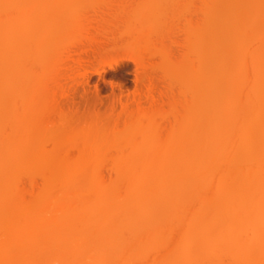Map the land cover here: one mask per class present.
Returning a JSON list of instances; mask_svg holds the SVG:
<instances>
[{
    "label": "bare ground",
    "instance_id": "obj_1",
    "mask_svg": "<svg viewBox=\"0 0 264 264\" xmlns=\"http://www.w3.org/2000/svg\"><path fill=\"white\" fill-rule=\"evenodd\" d=\"M36 1L37 0H0V99H1L0 115H1L2 111L4 110L3 113H5L6 118L8 117V123H7V121H5L6 118L4 117V115L3 116L1 115L2 118L0 117V145H1L0 146V169H1L0 172H2L3 167H5V166L2 167V165L5 162H7L8 158H9L8 159L9 162H7V163H12V161H10L11 156L18 157V159L22 162L24 160V158L22 160V159H20V157H22L24 155V152L27 150L33 151V149H34L35 151L36 150L41 151L42 153L45 152V150L42 146V145H44V144H42L43 139L41 142L42 136H41L40 130L43 127H47L48 124H51V122L48 120V117H47V119H43V118H46V115L49 116L53 110L59 114V117H57V118H59V120L57 118L55 119L56 122L54 121V123H55L54 125H57V126H54V128L52 127L53 123L51 125H48V126H50V128L52 127L51 128L52 130L50 131V138L53 140L55 146L64 137L73 140L75 137L80 136L81 137L80 139L82 140V143L80 146V153L83 156L79 161H77L76 163H74L72 165V167L67 172L68 174H66V176H64V177L62 175L63 173H61L60 170L56 171V169L54 168L53 170H51L54 172V173H52V172H50V170L44 168L45 170L43 172H47V170H48L52 174H51L50 180L47 179L46 183H44L45 184L44 189L42 188L43 189L42 190L43 195H42L41 202L38 204L37 213L32 212V211L26 212L27 210H25V208L27 209V207H25V208L23 207L24 208L23 210H21L22 208H20V210L15 209L18 211L17 213H19V211L21 212L22 215L20 217L17 216V213H15L14 211L13 212L16 215H12L13 216L12 217L10 214V212H12V211L9 212V210L13 207L12 203L15 204V202H14L15 200L12 198L11 203H10L9 199H11V197L13 195L9 198L8 190L5 187L0 190V264H15L14 258L17 257L16 256L17 252L16 253L14 251L8 252L7 247L8 246H14V247L17 246L19 249V245H20V247H24L23 252L21 250L20 251L21 254L18 255V256L23 255L22 257L24 258V260L21 264H98V263H101L103 261H105V262L107 261L109 264H112V263L113 264H115V263L116 264H134V262L135 263L139 262V264L140 263L143 264V262L145 260L143 261L142 259H146V257H147L146 251H147V247L149 246V241H151V239H153V238H157V236H154V235H159V234L162 235L163 233L161 234V232L163 231L162 229H164L163 227L165 225H166L165 230H167L166 228H168L169 230H171V232H173V230L176 228H174V227L172 228V226L168 225V224H171L173 221L174 222H177V221L181 222L182 221V222H188V223L194 222V224H195V222L198 224L202 222L203 224L205 223L202 226H205V225L209 226L211 223H208L209 225H207L206 222H208V221L209 222L210 221L211 222H221V223H222V221L223 222L224 221H228V222L230 221L229 223L233 222L236 224V222L239 220H246V219L250 220V221L254 220L253 222H255V220H257V222H258V220H259V222H261L260 220H262V221L264 220V86H263L264 84L261 85V83H263V82L260 81V83H259L260 85H258V82L256 81L255 82L256 84L254 83L255 86L252 87V84H250V83L247 84V82H249V81H247V82L245 81L248 78V76L245 75L246 74L245 72L247 71V69L249 71H253V72H254V70L260 69V68H262L264 70V51H263L264 50V46H263V44H264V30L261 31V28L259 25V24H261V22H262V24H264L263 23L264 22V4H260L259 0H238L237 3L232 2V4L230 3V5H229V3L225 6L223 5L222 11H223V13H225V16H226L225 18L227 19V21L223 17L222 19L225 20L226 22L221 21L219 23L218 21H216V19H219L217 16V18L214 21L217 24L215 23L213 25H215V26L218 25V27H221L224 25L223 26L224 30L227 28L226 26L229 27V25H230L232 28L229 27L228 29H232V33H230V34H231V36H235V38L231 37L229 34V36L227 38H229V37L230 38L226 40V39L221 38L220 32H219L220 35L218 33L215 35L213 34L214 35V36L212 35L213 37L210 36V42L211 43L210 44L207 43L208 46L211 45V48H208V50L206 52H204V51L200 52L202 50V47L200 49L199 44L203 38H207L208 35H210L208 32L210 23H208L206 21L207 20L206 19L205 21H203L205 24H199V27L202 26L203 28L199 29L196 26L197 31L195 30L194 31L195 33L194 34L192 33V36L196 35L195 36L196 41L192 42L191 48L189 47L190 43L188 44V48L191 49V50H189V49L188 50L190 52L192 51L191 53L195 54L196 58L198 57L197 60L195 58L192 61V63L194 62L197 65H195L193 63L195 66L193 65V67H192L193 70H191L193 72L192 77H190L192 72L187 76V77L191 78L192 80L189 79L190 81H188L187 77L186 78L184 77L187 81H185L184 78H183L184 81H181L182 84L184 85L185 89L183 86H182V88L184 90H186L184 92H186V94L189 95L188 97H190L191 102H190V100H188L189 101L188 102L187 99L183 102L184 104L182 105V108H181L183 112L180 115L186 114L187 117L189 116V119L186 116H184V118L186 117V119L188 121H185L186 119H184V118H182L184 120L180 121L181 119H180V117H178L180 123L178 121L179 125H176L179 127H186V128H189V126H191V127L195 126V128L193 130H195L196 134H195V132H192V134L188 136L186 131L184 132V130H186V129L182 128L183 133L182 132L181 133L180 132L174 133L171 138L169 137L170 138L169 141H167L166 143H162V142H159L160 138L158 140L159 135L157 136V134L159 132L156 133L158 131V129L156 130V126L154 125L156 123L153 122L154 120H156V117L154 119H152V117H151V113H152V115H156L157 113L154 114V112H157V110H155L154 112L150 111L151 113H150V118H149L148 116L144 115L145 110L142 113V112H140L139 107H138L139 109L136 107L137 110H139V111L134 110L135 108H133V110L136 111V113L137 112L138 113H137V115H135L136 114L135 113L131 117L129 115V117L131 119L130 118L127 119V121L124 123V130L122 129L123 131L121 133H120V131L116 132L115 134L112 133V134H110L111 136L109 135V133H107L108 132L107 131L106 133L109 136L108 137L102 136L104 139L99 137V135L101 134V133H99V135L97 137H99L98 139L101 138L102 141L97 140L96 139L97 137H95L94 135L93 136L95 139H93V137L92 138L89 137L90 134L87 131H85V133H84V132H81V130L79 131V129H77L78 132H75L76 130L74 131L73 129H72L73 131L68 130V129H70L69 127H71L70 126L71 124H68V122H67L70 120L67 118L69 115L66 114L68 116L65 115V117H66V119H65L64 114H62V112H60L61 114L59 113V111L61 109L59 110L60 107L56 106L57 101L52 103V100L51 101L48 100V102H46L47 100L43 99L45 102H42L43 104L41 105V98L39 95L40 93L38 94L39 96L37 94H34V96H33V94H32L31 95L32 98L30 97V93H29V99L31 98L30 103L35 104V106L37 107V108H35L36 110L33 109V107H32V108H29L28 110L23 111V105L25 104V102H28V101H25V99H24L26 96L25 95L26 94L25 93L26 92L25 91L26 90L25 84L28 85V83L30 81V77L32 76L31 75V76L27 77V79H28L27 80L25 77L28 73L26 74L25 73L26 70H23V69H30L29 67L32 66V63L35 64L34 62L36 59H34L35 56H34V54L32 55V52H34V48H35L34 45H35L36 38L38 36L37 35L38 31L35 29V26H34L35 23L37 24V22H36L38 20V19H36V17H38L37 14H39V13L41 14V12H46V11L51 9L54 11V13L60 12L62 10V13H64V15H65L71 9V7H70V9L66 8V6H67L66 4H65V7H63L64 5H62V4H60L62 6H58L59 3L57 5H55V4L49 5L48 4L45 6L43 4L44 2L41 3L39 0L37 2ZM207 1L209 3L206 5L207 8L205 7L207 10V12L206 11L204 12L205 15L208 13H211L215 9V5H218L217 4L218 2L215 3L217 0L216 1L215 0H207ZM234 1H236V0H234ZM35 2L37 3V5ZM48 2H49V0H48ZM219 2H221V1H219ZM38 3L39 4L41 3L42 5L38 6ZM53 3H54V1H53ZM155 3H158L157 0ZM163 3L164 4L167 3V0H165V2L163 1ZM168 3H169V0H168ZM45 4H46V1H45ZM164 4H163V8L165 7ZM157 5L158 4H156L155 7H157ZM159 5H160V2H159ZM159 5H158V7H159ZM168 6L166 8H168ZM149 7H150V5H149ZM158 7H157V9H158ZM216 7H218V6H216ZM152 8H153V10H152ZM152 8H151V11L153 13V12H155L154 6H152ZM160 8H162V7L160 6ZM219 8H221V7H219ZM148 10H149V8H148ZM36 12H37V14H36ZM62 13L59 15V18H63L62 16H64V15H62ZM157 13H159V12H157ZM164 13H166L165 10H164ZM164 13L161 11L160 14L162 15ZM163 16H165V15H163ZM53 17L55 18V16H53ZM208 17H209V15H208ZM214 17H216V16L214 15ZM59 18L57 20H59ZM210 18H213V15H211ZM236 18H239V19H236ZM234 19L236 21L239 20V23L236 26V28H235V25L233 23H231V21ZM211 20H213V19H211ZM258 21L260 22L259 24H258ZM262 24H261V27L264 26ZM40 25H38V26H40ZM194 25L195 24H193L192 27H194ZM40 28H38V29H40ZM191 28H190V30H191ZM213 28L214 27H212V29ZM134 30H135V32H137L136 29H134ZM45 31H46V29H45ZM140 32H142V31L140 30ZM213 32L214 31H212V33ZM144 33L145 32H143V35H144ZM136 34L139 35V33H136ZM143 35L141 34V36H139L138 39L141 38ZM145 35L147 36V33H145ZM227 35H228V33H227ZM137 36H136V38H137ZM146 36H143V37H145V39L143 38L144 41L146 40ZM205 36H207V37H205ZM236 37H237V39H236ZM192 39L194 40V38H192ZM260 41H263V44H258V43H260ZM252 43H254V44L256 43L258 45L255 46V49L251 48L252 49L251 50V49H249V47H250V45H252ZM207 44H205V45H207ZM259 45H260V48L258 47ZM261 46H263V47L261 48ZM199 49H200V51H199ZM141 52L142 51H140V53ZM202 53H203V55H202ZM31 55L34 57L32 59V61H31V58H32ZM210 55L213 56L214 58L216 57L219 61L217 63L214 62L215 65L213 64L214 66L212 67V69H214V70L209 69L208 72L204 71L205 73H203V71H200L201 69L199 68V66L201 67V65L199 63H202L201 61L205 58V56H210ZM211 56H210V58H211ZM233 57H234L235 63H234V65L232 64V66H231V63H230L231 60H229V59L231 58L233 61ZM194 60H196L197 62ZM198 61H199V63H198ZM29 62H30V64H29ZM27 65H30V66H27ZM196 66L199 68V71H198V68ZM195 68H197V69H195ZM262 69H260V70L263 71ZM260 70H259V72H260ZM29 73H31V72H29ZM202 73H203V75H201ZM263 73H261L260 75H262ZM258 75H259V73H258ZM245 76L247 78H245ZM23 77L26 79V81ZM193 77H194V79H193ZM218 78L221 80L223 79L222 81H219L220 83L226 82L227 78H228V80L230 79L229 85L227 84V88L222 89L223 87H221V86L219 87L220 83H218V82L216 83V81H215V83L218 84V86L216 84H214L213 81L214 80L218 81L219 80ZM232 78H235L234 81L231 80ZM261 78H263V79H261ZM224 79H226V80H224ZM260 79L264 81V74L262 76H260ZM181 80H182V78H181ZM248 80H250V79H248ZM135 81H137V79ZM231 81H232V83H231ZM149 82H151V81L148 79L146 81V85H148ZM183 82H186V86H185V83H183ZM205 82H206V84H205ZM135 83H137V82H135ZM207 83L209 85H207ZM202 84H204V85L202 86ZM246 84L248 87H249V85L251 86V87L247 88L248 90L245 89ZM16 85H18V86H16ZM146 85H144V86L148 87L150 85V87H148V89L145 88L146 91H148L147 92L149 94L148 96H150V93H151L150 90L152 88L151 87L152 82L148 86H146ZM205 85H207L208 87L207 86L205 87ZM231 85H232L231 89H233V88L235 89V87L238 88V86H239V88H241L242 90L243 89L246 90V95H244L245 93L242 94L243 95V98L241 97L242 102H240L241 98H239L241 96V94L239 97L237 96V94H238L237 92H240L239 88L236 90V93H235V91L232 92V90L229 89V86L231 87ZM257 85H258V87H257ZM194 86L199 87V88H197L198 91L195 90L196 87H194ZM186 87L189 89H187ZM193 87H194V89L192 90ZM202 87H204V90H205V88H207L205 91H206V93L208 92L207 93V94H209V95H207L208 97H211V94L213 95V97H211V98H207V99L204 98L205 100L202 101L203 103L200 102L201 99H200V101L199 100L196 101L197 99L195 97L197 95H195V92H193L192 95L188 93L189 90L191 89L190 91H196V93L198 95H199V90H201L200 94L201 93L204 94V92H202L203 91ZM149 88H150V90H149ZM23 89L25 92L23 91ZM227 89H229V90H227ZM35 90H36V88H35ZM187 90H188V92H187ZM32 91H33V89H32ZM37 91H38V89H37ZM227 91H229V93L231 92L232 94L227 93ZM134 92H136V91H134ZM139 92L141 94V91H138V93ZM145 92H144V95H145L146 99H148L150 97L152 98V96L148 97L147 93L145 94ZM242 92H240V93H242ZM23 93H24V95H23L24 97L22 96ZM133 93H131V96L134 94L135 95L138 94V93H134V94ZM206 93H205V95H206ZM233 93H234V96L236 94L235 98H238L237 101L240 99V101H239L240 103H238V105H237V102L235 103L236 100H234V97L232 96ZM41 94H42V98L46 97L45 96L46 93L45 94L41 93ZM215 94H217L216 98H219V99H216V100L214 99ZM133 97H134V99L136 98L135 96H133ZM133 97H132V99H133ZM2 98H3V100H2ZM29 99H27V100H29ZM134 99H133V102H135ZM6 101H8V103H11L12 107L10 106V104L6 103ZM219 101H221V102H219ZM47 103H49V104H47ZM187 103H189V104H187ZM218 103H223V104L219 105ZM4 104L8 105V106L5 105L6 106L5 109L7 111H5L4 108L2 109V105H4ZM52 104H53V106H52ZM134 104H136V105L138 104L137 106H140L139 101H136ZM185 104L187 105L186 107H185ZM248 104L249 105L252 104L253 108H254V113H253V111L252 112L248 111L250 113V115L247 113V110L250 109V107L248 108ZM47 105H49V106H47ZM57 105H58V103H57ZM157 105L159 106V104H157ZM242 105H244V106L242 107ZM153 106L156 108L155 105H153ZM222 106H224V107H222ZM245 106H247V108H248L247 110H246ZM173 107H174V103H173ZM13 108H15V109H13ZM39 108L41 110H39ZM57 108L59 111L58 110L56 111ZM186 108H188L187 109L188 111L186 110ZM239 108L244 111V112H242V115H240L241 117H237V114L239 113V111H241ZM242 108H244V109H242ZM17 109H19V111ZM30 110H31V112H29ZM34 110L35 111L39 110V112L41 111V115L45 114V116L43 115L44 117L41 119V115H40V120L39 119L37 120L39 122H36V124L29 125L28 122L25 123L26 122L25 118H28L29 113L31 114ZM149 110H151V109H149ZM46 111H47V113H45ZM141 111H143V110H141ZM227 111H230V114ZM231 111H233V113L237 112V114H235L234 118H232L233 119L232 121H234V123L231 122L229 124V126H232V128H230L231 129L230 131H232L233 133L231 132L232 135L228 133L227 134L228 136H226V135H223V133H224L223 131H225L227 133V131L229 130L228 129L229 127L227 128V125H224V124H228L229 122L224 123V124L223 123L219 124V118H222V115L224 114V112H226L225 113L226 116H227V113L229 115H231ZM184 112H186V113H184ZM124 113L122 112L123 115H124ZM206 113H207V116H209V117H206ZM26 114H28V117H26L27 116ZM58 114H57V116H58ZM204 115L206 118H204ZM60 116H61V118H60ZM219 116H221V117H219ZM223 116H224V118L226 117L225 115H223ZM243 117L245 119L247 117H249V118L246 119V121H245V119L243 120ZM254 118L256 120H259V122L255 120L256 122H258L256 124L257 126L255 125L256 128L251 127L253 125L252 124L253 122L256 123L254 121ZM3 119L5 122H2ZM234 119H237L238 121L234 120ZM240 119L243 120L242 124L240 123V121H241ZM249 119L250 120L253 119L251 121L252 123L250 121L248 122ZM12 120H15V121L13 122ZM151 120H153V121H151ZM199 120H201L202 122L201 121L199 122ZM11 121H12V123H11ZM183 121H184V125L181 124V122H183ZM195 121H197L198 123H196ZM224 121H226V120H224ZM20 122L22 123V125L20 124ZM57 122H59V123H57ZM185 122H186V124H185ZM3 123H6V124L18 123V125H21V128H19L20 130H17L18 129L17 127H16L17 129L14 128L15 130H13V128H12L11 129L12 134H10L11 130H9V134L3 135V131H2V127H3L2 125H4ZM42 124H43V126H42ZM185 125H187V126H185ZM197 125H199V129L198 128L196 129ZM171 128H173V127H171ZM233 128H235V129H233ZM116 129H118V128H116ZM174 129L175 128H173V130ZM177 129L179 131V128L177 127L174 132H176ZM89 130L90 129H88V131ZM240 130L242 133L240 132ZM16 131H18V132H16ZM90 131H92L91 134H93L94 131L93 130H90ZM169 131L171 132L170 129H169ZM180 131H181V129H180ZM86 133H88L89 135ZM117 133H118V135H117ZM169 133L167 132L166 135H168ZM185 133L187 134V136L189 138L187 136H185V139H184ZM235 133L238 137V140L239 139L241 140L243 138L242 142H240L241 143V152H239V150H237L238 147H235L236 146V144L234 142L236 139ZM181 134H183V135H181ZM240 134L242 136L243 135L244 136L242 137ZM229 135H230V137H229ZM238 135H240V136H238ZM182 136H183V138H182ZM191 137H193V138H191ZM166 138L168 139V137H166ZM186 139H188V140H186ZM164 140L165 139H163L162 141H164ZM236 141H237V139H236ZM257 142L263 143L261 148H257L258 147L257 145H256L257 147L255 146V144ZM95 144L97 145V148H96ZM99 145L105 149L117 146L119 153L124 154V155L126 154L129 157L125 162L115 161L113 163V171L115 172V175H116L115 177H117V179L118 178L122 179V180L118 179V182L122 181V183L120 182L119 185L123 186V187L119 186L120 188H118V190L115 192V194L114 193L111 194V192H109V194H107L108 192L106 190H103V189L99 190L97 188V183L99 184L100 180L99 179H98L99 181L95 180L97 178H95L94 175L91 174V172H88V167L91 163L90 159H89L90 156L91 155L99 156V154L102 153L99 151V147H98ZM166 146L173 147L174 149H172V150H174V151L172 153L169 152L170 154L167 155L168 157L166 156L167 159L165 160V157H162V155H161L163 153L161 151L164 150L163 148ZM117 147H116V149H117ZM35 151H33V152H35ZM56 151H57V149L55 147L53 149V151L51 152V155H54V154L56 155L57 154ZM236 152H238V154L241 153L240 157L242 159L239 160L238 162H236V159H235L234 161L236 163L234 162V164L233 163H231V164L227 163V162H229V161H227L228 159L230 160V158L232 159L237 155ZM27 153H30V152H27ZM37 154H39V152ZM33 155H35V153L30 155L31 158ZM163 155H164V153H163ZM30 156H28V157L30 158ZM23 157H25V156H23ZM35 157L36 156H34L33 158H35ZM160 157L164 158L165 161L164 160L163 161L166 162V164H164V165L168 169L165 168L164 166L161 167V165H163L164 162L161 165L159 164L158 166L160 168H158V166L156 164H158L160 162V160H162V159H160ZM46 158L47 159H41L42 160V162H41L38 160L39 157L37 155L36 159L40 162L41 165L38 164L39 162L36 163V165H39L41 167H48L49 163H50V161H49L50 157L47 156ZM12 159H14V158H12ZM36 159H34L35 162H36ZM53 159H55V158H53ZM53 159H51V161ZM34 160H33V162H34ZM43 160L48 161V164L43 163ZM15 162H17V161H15ZM28 162H29V160H28ZM33 162H31V163H33ZM35 162H34L33 166H31L32 165L31 164L30 167H34ZM224 163H226V165H224ZM24 164L26 165L25 162H24ZM43 164H44V166H43ZM227 164H229V165L227 166ZM11 166L13 167L12 171L8 170V169H11L12 167L11 168H5V169H7L9 172H13V174L10 173L12 175V177L10 178V176H9V178L11 180L9 178L8 179H9V181H11V182L13 181V183H15L14 180H15V177L17 174L15 172H17L19 170H23L22 168H24L26 166L22 167L23 165L22 166L19 165L18 162L14 163ZM19 166H21V169ZM50 166H52L51 163H50ZM51 168H53V166ZM126 168H130V170L126 171L125 170ZM161 168H164V169H161ZM214 168L215 169L218 168L217 170L220 172V173L218 172L219 178L217 177L218 174L216 172H215L216 175L215 174L213 175V172L217 171ZM157 169H159L160 171H158ZM25 171H26V169H25ZM54 174H55V176H54ZM1 175H4V173L3 174L1 173ZM5 175H6V173H5ZM57 175L60 178L63 177L64 179H60L58 177L59 180L57 181V178H56ZM60 175H62V176H60ZM213 176H215V178L216 177L218 178V179H215L216 183H214ZM6 180H7V177L5 179V182H6ZM60 180H62V181H60ZM9 181H8V183H9ZM3 182H4V179H3ZM114 182L116 183V181H114ZM13 183H11V186ZM6 184L7 183H5V185ZM116 184H118V183H116ZM227 184L231 188H228V186H226ZM208 185H210V187H207ZM3 186H4V184H3ZM121 187L125 191L131 190V189L134 190L135 192H129V194L135 193V195L133 196V194H132V197H131V194L129 196L127 194H124V195H127L129 198L124 197V195H122V193H121L123 191L121 189ZM208 188L211 189L210 192L212 194L215 193L216 191L218 193L222 194L223 195L222 197H224V199L222 201L218 202V204L216 205L217 202L212 201L213 200L211 198L212 194L207 193V191L209 190ZM116 189L117 188H115V190ZM52 190L57 191L56 195H51V192H53ZM119 190L121 192H119ZM212 191H215V192H212ZM205 192L209 195H207ZM213 195H215V194H213ZM157 196L158 197L159 196L164 197L166 199L158 198ZM140 197H142V199L138 200V198H140ZM149 197H151V198L148 199ZM104 199H108L109 201L108 200L106 201ZM142 200H143V202H142ZM137 201H139V202H137ZM145 201L150 202V204L148 202H145ZM166 201H167V203H166ZM156 202H157V204H155ZM135 204L137 205V207L140 204L139 205L140 208L138 207L139 208L138 209L136 206H134ZM151 204H153V205H151ZM160 204L162 206H160ZM11 205H12V207H11ZM156 205L160 208H163V209H164L163 206H165V209H164L165 210L164 211L165 217L162 214V216L164 218L161 219L165 223V225L162 227L160 224L161 220L159 221V223L157 222V220L153 221V219L155 220L156 218L158 219V217H161V215H160L161 213L158 214L157 212H159V211H155L156 210L155 208L157 207ZM149 206L152 209H149ZM128 208L135 209V211H136V209H138L136 211L138 213H140V212L143 213L145 210L146 212H148V214H150L149 210H151L154 212V213L153 212L152 213L155 215L154 216L151 213L152 217H154L152 219L150 218L151 216H149V217L147 216V219H149V220H147L148 222L146 221L144 224L143 223L141 224L139 222L142 225V226L140 225L142 228L141 229L142 233L145 232L146 228L149 231L152 229L154 231L147 232L148 230L146 229V232L148 234L145 232L146 237H144V235H142L143 239L141 236V238H139V240H141L140 242L135 241L136 245L134 242L135 239H132V236H134V238H135L134 234H136V231H135L134 224L135 225L138 224L136 222L137 220H135V223L132 225L133 227L130 225L132 228H134V231L128 232L129 235L127 236V238L121 236L123 231L121 232V230L118 227L119 223L122 224V221L125 222L128 220L129 217L133 216L131 213H129V215H132V216H129L127 214ZM12 210H13V208H12ZM141 210H143V211H141ZM23 211H25V212H23ZM13 212H12V214H13ZM146 212H144V213L146 214ZM144 213H143V215L145 216ZM156 213L160 216L156 217L157 216ZM118 214L121 216V217L119 216L120 218H118V221L120 219V222L118 224L117 223L115 224V219H116L115 217H117L116 215H118ZM139 215L140 214H138V215L135 214V217L137 216V218H138ZM143 215L141 214V216H143ZM141 216H140V218H138V221L142 222L144 220H142ZM14 217H17V218H14ZM132 219L130 220L129 223H131ZM139 219H141V220H139ZM151 220H152V222H155L156 224H159V225H155V223L152 224V222H150ZM165 220H166V222H165ZM234 221H236V222H234ZM242 222H244V221H242ZM253 222H251V223H253ZM129 223H127V224L125 223V224L128 225ZM263 223H264V221H263ZM237 224H238V222H237ZM145 226H146V228H145ZM158 226H160L162 229H160V227H158ZM188 226H190V225H188ZM229 226L231 227V224H229ZM136 227H139V225H137ZM157 227H158V229H157ZM132 228H130V229H132ZM235 228L236 227L231 228V229H234L233 231H231L230 229H228V226H227L228 231H231V232H234L236 230ZM94 229L98 233L96 235L94 234V236H92ZM221 229H218V232H220L219 230H221ZM89 231H91V232H89ZM159 231H161V232H159ZM155 232L156 233L158 232L159 234L158 233L156 234ZM171 232H169V233H171ZM221 232H220V234H222ZM149 233H151V235ZM229 233H227V234L230 235ZM123 234H124V232H123ZM231 234L233 235V233H231ZM235 234H234V236H235ZM89 236H91V238ZM139 236H140V233H139ZM38 237H42V238H40V242L38 244H35V241L39 240V239H37ZM65 238L67 239L66 241H68V239H70L72 242V243L70 242L71 243L70 248L68 247L67 249H69V250L72 249L71 252H73V253H71L70 251L66 252L67 254L70 252L71 255L69 254V256H66L67 254L65 255L64 249L62 250V253H64V254H61L60 249L53 250L54 252H51L52 255L50 253H49L50 255L45 253V251L47 252L48 247L50 245H53V243H54V245H57L59 243V247H65L63 245L60 246L63 239L65 241ZM89 238L92 240L91 245H93L94 249H99V252H94V251H92V249L88 253L85 251L87 255L92 252L90 256L88 255L86 257V254L83 253L84 252L83 250H85L84 249L86 246L85 243L87 242V240ZM122 238H125L126 240L123 241L124 239H122ZM149 238H151V239L147 241V239H149ZM144 239H146V240H144ZM91 240H89V241L91 242ZM56 242H58V243L56 244ZM159 243L160 242H158V244ZM33 244H35L36 247H34L35 245H33ZM160 244H162V243H160ZM66 246H67V242H66ZM17 247H15V249H17ZM87 248H88V245H87ZM112 249L114 250V252H115V250L116 251L119 250V252L114 253L115 255L113 254V256L115 258L113 256H111L109 258V256H108V254H110V252L113 253ZM88 250H89V248H88ZM93 253H94V255H92ZM46 255H48V256H46ZM63 255H65V256H63ZM83 256H85V257H83Z\"/></svg>",
    "mask_w": 264,
    "mask_h": 264
},
{
    "label": "rangeland",
    "instance_id": "obj_2",
    "mask_svg": "<svg viewBox=\"0 0 264 264\" xmlns=\"http://www.w3.org/2000/svg\"><path fill=\"white\" fill-rule=\"evenodd\" d=\"M39 1L41 3L44 2L43 4L45 6L48 4L49 5H52V4L57 5L59 3L58 6L64 5L63 7H65V4H66L67 5L66 8L70 9V7H71V9L65 15H64V13H62V10L60 12H56L57 14L54 13V11L51 9L48 10L49 12L48 11L41 12V14L40 13L37 14V12H36V14L38 16V17H36V19H38V20L36 21L37 24L35 23L34 26H35V29L38 31L37 32L38 36H37L36 41H35L34 52H32V55L34 54L35 58L31 55V57H32L31 61L33 58L36 60L34 62L35 64L32 63V66L29 67L30 69H23V70H26V72H25L26 74L28 73L25 77L26 79H27V77L32 75L30 77V81H29L28 85L25 84L26 88L25 87L24 88L26 89L25 90L26 92L23 89V91L26 93L25 94L26 96L24 99H25V101H28V102H25V104L23 105V111L28 110L29 108H32V107H33V109L37 108L35 106V104L30 103V100L32 98V96H31L32 94L34 96V94L38 95L40 93L39 95L41 98V105L43 104L42 102H45L44 100H47L46 102H48V100H50V101L52 100V103L57 101L58 105L56 103V106L60 107L59 110L60 109L61 110L59 111L57 108L56 111L58 110L59 113L62 112V114H64L65 119H66L65 115L66 114L69 115V116L66 115V116H68L67 118L70 119L67 122H68V124H71L70 126L72 128L69 127L70 129H68V130L71 131L73 129L74 131L76 130L75 132H78L77 129H79V131L81 130V132H84V133H85V131H87L91 136L88 133H86V134H88L89 137H91V138L93 137V139H95L94 136L97 137L99 135V133H101L99 135V137H101L102 139H104L103 138L104 136L108 137L110 134H112V133L115 134L118 131H120V133H121L124 130V123L127 121V119H129L131 116H133L136 113V111H134V110H137L138 107L140 108V112H142V113L145 110L144 115L148 116L149 118H150V113H151L150 111L154 112L155 110H157V112H154V114L157 113L156 115H152V113H151L152 119H154L156 117L157 121L156 120H154V121L151 120V121L156 123L154 125L156 126V130L158 129V131L156 133L159 132L157 134V136L159 135L158 140L160 138L159 142L166 143L167 141H169V139L172 137V135L174 133H179V132L181 133L183 131V129H186V130H184V132L186 131L188 136L191 135L192 132H195V130H193L195 128V126L194 127L189 126V128L176 126V125H179L180 121L186 119L187 116H186V114H184L186 112L183 113L184 115H180L183 112L181 108H182V105L184 104L183 102L186 99H187V101L190 100V97H188L189 95L186 94V92H184L186 90H184L185 87L181 81H184V79L192 72L191 70H193V68H192L193 65L194 64L197 65L194 62H193L194 64L192 63L193 59L196 58V55L191 53L192 51L191 52L189 51L191 49L188 48V44L190 43L189 47L191 48L192 42L196 41L195 40L196 35L195 36L193 35L194 36L193 37L192 33L193 34L195 33L194 31L196 30V26L199 29L203 28L202 26L199 27V24H205L203 21H205L206 19H207L206 21L208 23H210V26L208 29L209 30L208 32L210 35H208L209 38L207 36H205L207 38H203L202 41H200L199 48L201 49V47H202L201 51L199 49L200 52H202V51L206 52L208 50V48H211V45L208 46V44L211 43L210 42V36H212L213 34L214 35L217 33L219 34V32H220L221 38L226 39V40L229 39L230 37L229 38H227V37L229 36L230 33H232V29H228L229 27L232 28L230 25H229V27L226 26L227 28L224 30L223 29L224 25L221 27H218V25L215 26L213 24L216 23L214 21L217 18V16L219 19H216V21H218L219 23L221 21L226 22L227 19L225 18L226 17L225 13H223V11H222V6L223 5L225 6L228 3L230 5V3L232 4V2L237 3L238 0H236V1H234V0H217L216 1L215 0L216 1L215 3L218 2L217 3L218 5H215V9H214L216 12L213 10L211 12L212 14L208 13L206 15L204 12L205 11L207 12V10H206L207 6L206 5L209 3L207 0L206 1L205 0H169V3L167 0V3H165V4L163 3V1L165 2V0H162V1L157 0L158 3H155L156 0H65V1L64 0L63 1L62 0L61 1L60 0H49V2H48V0H39ZM45 1H46V4H45ZM53 1H54V3H53ZM219 1H221V2H219ZM159 2H160V5H159ZM161 2L164 4L165 9L163 8V4ZM259 2H260V4H264V0H261V1L259 0ZM41 3L40 4L38 3V6L42 5ZM60 4H62V5H60ZM156 4L159 5V7L157 5L158 9H157V7H155ZM36 5H37V3H36ZM149 5H150V7H149ZM166 5L168 6V8H166L167 7ZM152 6H154V10H155V12H153V13L151 11ZM160 6L162 8H160ZM216 6H218V7H216ZM219 7H221V8H219ZM148 8H149V10H148ZM163 9L165 10L166 13H164ZM152 10H153V8H152ZM160 10L164 14L161 15ZM157 12H159V13H157ZM61 13H62V15H64V16L61 15L63 18H59V15ZM210 14L213 15V18H210L211 17ZM163 15H165L166 17ZM208 15H209V17H208ZM214 15L216 17H214ZM53 16H55V18ZM223 17L226 21L222 19ZM58 18H59V20H57ZM211 19H213V20H211ZM236 19H239V18H236ZM234 20H232L231 23H233L235 25V28H236V26L239 23V20H237L238 22L236 20H235L236 21L235 22ZM259 23L260 22L258 21V24ZM193 24H195L194 27H192ZM261 24H262V22H261ZM261 24H259V25H260V28L262 31V30H264V26L261 27ZM38 25H40V26H38ZM262 25H264V24H262ZM212 27H214V28L212 29ZM38 28H40V29H38ZM190 28H191V30H190ZM45 29H46V31H45ZM134 29H136L137 32H135ZM140 30L142 32H140ZM212 31H214V32L212 33ZM132 32L133 33L135 32V33L133 34ZM143 32L147 33V36L145 35V33L143 35ZM136 33H139V35ZM227 33H228V35H227ZM141 34L143 36H146L145 41L143 40V38L145 39V37H143V36L138 39V37L141 36ZM136 36H137V38H136ZM230 36H231V34H230ZM231 37L235 38V36H231ZM237 37H236V39H237ZM192 38H194V40ZM205 44H207V45H205ZM258 44H263V41H260V43H258ZM258 44L252 43V45H250L249 49H251V48L255 49V46ZM263 46H264V44H263ZM263 46H261V48ZM258 47L260 48V45ZM140 51H142V52L140 53ZM202 55H203V53H202ZM210 56H205V58L201 61L202 63H199L200 60L198 61V63L201 65V67L199 66V68L201 69L200 71H203V73H205L206 71L208 72L209 69H212V67L215 65V63H217L219 61L216 57L214 58L213 56H211V58H210ZM197 59H198V57L196 58V60ZM196 60H194V61H196ZM229 60H231V62H230L231 66H232V64L234 65V63H235L234 57H233L234 62L232 61L231 58ZM29 64H30V62H29ZM27 66H30V65H27ZM197 68H195V69H197ZM199 68H198V71H199ZM260 69H262V68H260ZM260 69H256L257 71L254 70V72L249 71L248 69L246 72L244 71L246 73V74L245 73L244 74L246 76H248V78L245 76V78H247L245 81L246 82L249 81V82H247V84H249V83L252 84V87L255 86L254 83L256 81L258 82V85H260L259 84L260 81L263 82V83H261V85L264 84V81L261 80L263 78L260 79V76H262L264 74L263 73L264 70L262 69L263 71H261ZM212 70H214V69H212ZM259 70L261 73H263L262 75H260L261 73L259 72ZM29 72H31V73H29ZM203 73L201 75H203ZM258 73H259V75H258ZM192 74H193V72L191 73L190 77H192ZM181 78H182V80H181ZM26 79H25V81H26ZM136 79H137V81H135ZM148 79L152 82L151 87L153 89L151 88V90H150V88H149V90L151 92V93L150 92L149 93H150V96H152V98L150 96H148L149 95L147 93L148 91H146V89H148V87H150L149 84L151 83V82H149V84H148L149 86L146 85V81ZM187 79H188V81H190L189 79H191V78L187 77ZM193 79H194V77H193ZM234 79L235 78H232L231 80L234 81ZM248 79H250V80H248ZM222 80L221 79H219L218 81L214 80L213 82H214V84H216L217 82L220 83L219 81H222ZM224 80H226V79H224ZM227 80H228V78H227ZM227 80H226V82L223 81L224 83H220L219 87L220 86L223 87L222 89L227 88V84L229 85L230 79L228 81ZM185 81H187V80L185 79ZM215 81H216V83H215ZM232 81H231V83H232ZM135 82H137V83H135ZM183 83H185V86H186V82H183ZM205 84H206V82H205ZM247 84H246V86H247ZM144 85H146L148 87H145ZM203 85L204 84H202V86ZM207 85H209V84L207 83ZM207 85H205V87ZM216 85L218 86V84H216ZM258 85H257V87H258ZM16 86H18V85H16ZM182 86L184 87V89L182 88ZM246 86H245L246 90H248L247 88L251 87L250 85H249V87L248 86L246 87ZM194 87H196L195 90H197V88H199L198 86H194ZM194 87L192 88V90L194 89ZM35 88H36V90H35ZM202 88H203L202 92H204V94L201 93L202 95L200 94L201 90H199V95L196 93V91H190L191 89L189 90V92L187 90V92L191 95L193 92H195V95H197L196 97L194 96L197 99V100L196 99L195 100L200 101V99H201L200 102H202L203 100H205L207 98L213 97L212 94H211V97H208L207 95H209V94H207L208 92L206 93V91H205L207 88H205V90H204V87H202ZM231 88H232V85H231V87L229 86V89L232 90V92L235 91V93H236V90L239 88V86H238V88H236V87H235V89L233 88L234 90ZM32 89H33V91H32ZM37 89H38V91H37ZM187 89H189V88H187ZM229 89H227V90H229ZM245 89L242 90L241 88H239L240 92L243 91L242 93L237 92L238 97L241 94V96L239 98H241V97L243 98V95H242L243 93H245L244 95H246ZM134 91H136V92H134ZM138 91H141V94H140V92L138 93ZM133 92L138 93V94L135 95ZM144 92H145V94L147 93V96L150 98L146 99ZM29 93H30V97H31L30 99H29ZM41 93H44V94L46 93L45 94L46 97L42 98ZM131 93H133L134 95L131 96ZM205 93H206V95H205ZM227 93H229V91H227ZM229 94H232V93L230 92ZM23 95H24V93L22 94V96ZM133 96H135L136 98L134 99ZM216 96H217V94L214 95V99L215 100L219 99V98H216ZM232 96L234 97V100H236L235 103L237 102V105H238V103L242 102V98H241V101H240V99L237 101L238 98H235L236 94L234 96V93H233ZM132 97H133L135 102L139 101L140 106H137L138 104L137 105L134 104L135 102H133ZM26 98L29 100H27ZM2 100H3V98H2ZM0 102H1V99H0ZM190 102H191V100H190ZM219 102H221V101H219ZM6 103H8V101H6ZM173 103H174V107H173ZM8 104H10V106H11V103H8ZM47 104H49V103H47ZM157 104H159V106ZM187 104H189V103H187ZM218 104L222 105L223 103H218ZM5 105L6 104L2 105V109L3 108L5 109V107L8 106V105H6V106ZM153 105H155L156 108ZM47 106H49V105H47ZM52 106H53V104H52ZM186 106L187 105L185 104V107ZM243 106L244 105H242V107ZM222 107H224V106H222ZM245 107H246V110L250 107V109L247 110V113L249 115H250L249 112L253 111V113H254V108H253L252 104L251 105L248 104V108H247V106H245ZM133 108H135V109L133 110ZM13 109H15V108H13ZM149 109H151V110H149ZM187 109L188 108H186V110ZM242 109H244V108H242ZM17 110L19 111V109H17ZM35 110L31 114L29 113V117H28V114H26L27 115L26 117H28V118H25V120H26L25 123L28 122L29 125H31V124H36V122H39L37 120L38 119L40 120L41 111L39 112V110H41V109L39 108V110H37V111H35ZM141 110H143V111H141ZM5 111H7V110L5 109ZM137 111H139V110H137ZM3 112H4V110L2 111V113ZM29 112H31V110ZM52 112L50 113L49 116L46 115V118H43L45 116V114H43L44 116L41 115V119L42 118L47 119V117H48V120L51 122V124L53 123L52 127L54 128V126H57V125H54L55 124L54 121L56 122L55 119L57 117H59V114L57 112H55L54 110ZM122 112L123 113L125 112L124 115L122 114ZM227 112L230 114V111H227ZM242 112H244V111L241 110L237 114V112L233 113V111H231L232 116L229 115L228 113L226 116V114H225L226 112H224L223 115L226 116L225 117L226 119L224 118L223 115H222L223 119L219 118V124H222V123L224 124V123L229 122L228 124H224V125H227V128L229 127L228 128L229 130L227 131V133L225 131H223L224 132L223 135L228 136L227 135L228 133L232 135L233 132L230 131L231 130L230 128H232V126H229V124L231 122L234 123V121H232L233 120L232 118H234L235 114H237V117H241L240 115H242ZM2 113H1V115L2 116L4 115V117L6 118L5 113H3V114ZM45 113H47V111ZM137 113L135 115H137ZM57 114H58V116H57ZM1 115H0V117H1ZM129 115H130V117H129ZM184 116H186V117L184 118ZM178 117H180V119H181L180 121H179ZM206 117H209V116H207V113H206ZM206 117L204 115V118H206ZM219 117H221V116H219ZM244 117H243V120L245 119ZM60 118H61V116H60ZM182 118H184V119H182ZM187 118L189 119V116ZM248 118L249 117H247L246 119H248ZM57 119L59 120V118H57ZM246 119H245V121H246ZM224 120H226V121H224ZM234 120H237V119H234ZM240 120H241L240 123L242 124L243 120L242 119H240ZM252 120L253 119H251V120L249 119L248 122L249 121L251 122ZM255 120L256 119L254 118V121ZM5 121H7V123H8V117L6 118ZM5 121L3 119L2 122H5ZM12 121L14 122L15 120H12ZM12 121H11V123H12ZM178 121H179V123H178ZM185 121H188V120L186 119ZM200 121L201 120H199V122ZM256 121L259 122V120H256ZM195 122L198 123L197 121H195ZM258 122H256V123L251 122L253 124L251 127L254 128ZM11 123H9V124L3 123L4 124V125H2L3 126L2 127L3 135L9 134V130H11L12 128H13V130H15L17 128H18L17 130H20L19 128H21V125H22L21 122H20L21 125H18V123H14V124H11ZM57 123H59V122H57ZM51 124H48V125H51ZM181 124L184 125V121L181 122ZM185 124H186V122H185ZM48 125H47V127H43L40 130V133L42 136L41 142L43 139L42 144H44V145H42L44 150H45V152H43L44 154L41 151H37V150L35 151L34 149H33V151H35V152H33L31 150H27L24 152V155H23L25 157H23V156L20 157V159H22V160L24 158V160L22 162L18 159V157L11 156L10 161H12V163H7V162H9V160H8L9 158H8L7 162H5L2 165V167L3 166H5V167H3L4 170L2 169V172H0V190L5 187L8 190L9 198L13 195L11 197V199H9L10 203H11L12 198L15 200L14 201L15 204L12 203L13 207L11 205L13 210L10 207L11 209L9 210V212L14 211L15 213H17L18 211L15 209L20 210V208H22L21 210H23L25 207H27V209L25 208V210H27L26 212L32 211V212L37 213L38 204L42 200V195H43L42 190L44 189V186H45L44 183H46L47 179L50 180L51 174L54 173L51 170H53L54 168L56 169V171L60 170V172L63 173L62 175L64 177V176H66V174H68L67 172L72 167V165L74 163H76L77 161H79L83 156L80 153V146L82 143L80 136L75 137L73 140L64 137L55 146L53 140L50 138V131L52 130L51 129L52 127L50 128V126H48ZM42 126H43V124H42ZM185 126H187V125H185ZM115 127L118 129H116ZM171 127L175 128V129L178 127L179 131L177 129L176 132H174L175 129L173 130V128H171ZM197 128L199 129V125H197L196 129ZM88 129L93 130L94 131L93 134H91L92 131H90V130L88 131ZM169 129L171 130V132L169 131ZM180 129H181V131H180ZM233 129H235V128H233ZM16 132H18V131H16ZM106 132L109 133V135H107ZM167 132L168 133L170 132V133L168 135H166ZM240 132H241V130H240ZM186 133L184 134V139H185V136H187ZM10 134H12V130H11ZM195 134H196V132H195ZM117 135H118V133H117ZM181 135H183V134H181ZM235 135H236V133H235ZM240 135H238V136H240ZM99 137H97L96 139L99 141L100 140L102 141L101 138L98 139ZM166 137H168V139ZM229 137H230V135H229ZM182 138H183V136H182ZM191 138H193V137H191ZM235 138L237 139V141H236V139L234 141L236 144L235 147H238L237 150H239V152H241V143L240 142H242L243 138L241 140L240 139L238 140L237 135L235 136ZM163 139H165V140L162 141ZM186 140H188V139H186ZM259 142H257L255 144V146L256 145L258 146V147L256 146L257 148H261V146L263 144V143H259ZM55 147L57 149V151H56L57 154L56 155L54 154L55 155L54 156V155H51V152L53 151V149ZM98 147H99V151L102 153L99 154V156H93V155L90 156L89 159H90L91 163L88 167V172H91V174L94 175L95 178H97L95 180H98V179L100 180V183L99 184L97 183V188L99 190L103 189V190H106L108 192L107 194H109V192H111V194L112 193L115 194V192L118 190V188H120L119 186H122V185H119L120 182L122 183V181L118 182V179L119 180H122V179L121 178L117 179V177H115L116 175H115V172L113 171V163L115 161L125 162L129 157L126 154L124 155V154L119 153L117 146L110 147L108 149L102 148L100 145ZM116 147H117V149H116ZM169 147L166 146L163 148L165 151L164 150L161 151L164 153V155H163V153L161 155H162V157H165V160L167 159L166 156L174 151V150H172V149H174L173 147H171V146H169ZM96 148H97V145H96ZM27 152H30L31 154L27 153ZM38 152H39V154H37ZM34 153H35V155H33L32 158L34 156H36V157L32 159L30 155H32ZM236 153H237V155L232 159L230 158V160L228 159L227 161H229V162H227V163H230V164L233 163L234 164L235 159H236V162H238L239 160L242 159L240 157L241 153L240 154H238V152H236ZM37 155L39 157L38 160L41 162H42L41 159H47L46 158L47 156L50 157L49 161H50L51 165L53 166V168H51L52 166H50V163H49L48 167L39 166L41 164L36 159ZM28 156H30V158ZM12 158H14V159H12ZM53 158H55V159H53ZM34 159H36V162ZM51 159H53V160L51 161ZM160 159H162V160H160L161 163L160 162L158 164L155 163L157 166L159 164L161 165L165 161L164 158L160 157ZM28 160H29V162H28ZM33 160L35 162V165H34V167H30L31 164H32L31 166H33V164H34ZM15 161H17L19 165H21V166L23 165L22 167L26 166V167H24L26 169V171L24 168H22L23 170H19L20 172L19 171L15 172L17 174H16V177L14 180L15 183H13V181L12 182L9 181V179L12 177V175L10 173L13 174V172H9V171L13 170V167L11 165H13L14 163H17ZM44 161L45 160H43V163L48 164V161H45V162ZM24 162L26 163V165L24 164ZM31 162H33V163H31ZM36 163H38L39 165H36ZM164 164H166V162H164L163 165H161V167L162 166L165 167ZM224 165H226V163H224ZM228 165L229 164H227V166ZM21 166H19L20 169H21ZM43 166H44V164H43ZM5 168H11V169H8L9 170L8 171ZM44 168L50 170V172H52V173H50L48 170H47V172H43L45 170ZM130 168H126L125 170L126 171L130 170ZM158 168H160V167L158 166ZM165 168H167V167H165ZM161 169H164V168H161ZM217 169L218 168H216L215 170H217ZM157 170L160 171L159 169H157ZM0 171H1V169H0ZM215 172L218 174L219 171L218 170L214 171L213 175L215 174ZM1 173L2 174L4 173V175L6 173V175H5L7 177L6 182H5L6 177L4 175H1ZM62 175H60V176H62ZM9 176H10V178H9ZM54 176H55V174H54ZM58 177L59 176L57 175V177H56L57 181L59 180ZM63 177L62 178L59 177V178L64 179ZM217 177L219 178V174ZM217 177L215 178V176H213L214 183H216L215 179H218ZM2 178L4 179V182H3ZM8 181H9V183H8ZM60 181H62V180H60ZM114 181H116V183H118V184H116ZM5 183H7V184L5 185ZM11 183H13L12 184L13 187L11 186ZM3 184H4V186H3ZM226 186H228V188H231V187H229L228 184ZM122 187H121V189L123 191L121 192L119 190V192H121L122 195L127 194L128 196L131 194V197H132L133 193L129 194V192H135V191L132 189L125 191ZM207 187H210V185H208ZM115 188H117V189L115 190ZM210 190L211 189H209L207 191V193L210 194L211 193ZM52 191L53 192L50 191L51 195H56L57 191H54V190H52ZM212 192H215V191H212ZM209 194H207V195H209ZM213 194H215V195H213ZM213 194L211 195L212 196L211 198L213 199L212 200L213 202H217L216 205L218 204V202H220L224 199V197H222L223 195L218 193L217 191ZM127 195H124V197L129 198ZM134 195H135V193L133 194V196ZM142 197L138 198V200L142 199ZM150 198L151 197H149L148 199H150ZM158 198L166 199V198L160 197V196ZM104 200L107 201L108 199H104ZM137 202H139V201H137ZM142 202H143V200H142ZM145 202H148V201H145ZM148 203L150 204V202H148ZM166 203H167V201H166ZM155 204H157V202ZM139 205H138V207H139ZM151 205H153V204H151ZM134 206L137 207L136 204ZM160 206H162V205L160 204ZM163 207L165 209V206H163ZM131 208H128L129 210L127 209V212H128L127 214L129 215V213H131L133 216L129 215L132 217H129L128 220L125 222L122 221V224H121V223H119L120 219L118 221V218H120L121 216L118 214V215H116L117 217H115L116 218L115 224L119 223L118 224L119 229L121 230V232L122 231L124 232V234L122 232L121 236L127 238V236L129 235L128 232L134 231V228H132L133 227L132 225L135 223V220H137L136 222L138 223L137 225H139V227H136L137 225L134 224L135 231H136L137 235L134 234L135 238H134V236H132V239H135L134 242L135 241L140 242L141 240H139V238H141L142 235H144V237H146L145 232L147 229L145 226V228H146L145 232L142 233V230H141L142 225L141 224L142 223L144 224L147 220H149V219H147V216L148 217L151 216L150 217L151 219L154 218V217H152V214L154 212L149 210L150 214H148V212H146L143 209L144 212H146V214H147L146 215L143 212L145 214V216H144L143 213H141L140 211H139L140 213L136 212L140 207L138 209H136V211H135V209H131ZM149 209H152V208H150V206H149ZM155 209H156L155 211H159V212H157L158 214L161 213L160 214L161 217H158L160 215H158L156 213L157 214L156 217H158V219L159 218L160 219L158 220L155 217L156 219L155 220L153 219V221L157 220V222L159 223V221L165 217L164 216L165 210L163 208L158 207V206ZM143 210H141V211H143ZM12 212H10L11 216L16 215L14 212L12 214ZM23 212H25V211H23ZM135 214L136 215L140 214L138 216V218H140V216L142 214L143 216H141V218L144 221H142V222L138 221V218H137V216L135 217ZM162 214L164 217L162 216ZM21 215L22 214L19 211V213H17V216L20 217ZM14 218H17V217H14ZM131 219H132V221H131V223H129ZM139 220H141V219H139ZM246 220H239V221H237L238 224L236 221H234V222H236V224L233 222L229 223L230 221L229 222L228 221H224V222L222 221V223L221 222H211V221L209 222L208 221V222H206L207 225H209L208 223H211L209 226H206V225L202 226L205 224V223L203 224L202 222L199 224L196 222L194 224V222H192L193 223L192 224V223L182 222V221L181 222H179V221L174 222L173 221L175 224L173 222L171 223L172 225L168 224V225L172 226V228L173 227L176 228L173 230V232H171V230H169L168 228H166L167 230H165L166 225L161 220L160 224H161V227L165 225L163 227L164 229H162L160 226H158V227H160V229L163 230L162 232L159 231V232H161V234L162 233L163 234L160 235L157 232L159 235H154V236H157V238L147 239V241L150 239H151V241H149V246L147 247L146 259H142L143 261L145 260L143 262V264L144 263L145 264H147V263L148 264H264V223H263L264 220L263 221L260 220L261 222H259V220H258V222H257V220H255V222H253L254 220L253 221L247 220L248 221L247 222ZM242 221H244V222H242ZM150 222H152V220ZM165 222H166V220H165ZM251 222H253V223H251ZM125 223L126 224L129 223V224L126 225ZM154 223L155 222H152V224H154ZM229 224H231V227L229 226ZM155 225H159V224L155 223ZM188 225H190V226H188ZM226 225L228 226V229H230L231 231L234 230L231 228L236 227L235 228L236 232L235 231L234 232L228 231ZM158 227H157V229H158ZM130 228H132V229H130ZM218 229H221L219 231L220 232L222 231L221 232L222 234H220V232H218ZM151 231H154V230L153 229L150 231L148 230L147 232H151ZM89 232H91V231H89ZM169 232H171L172 234ZM97 233L98 232L94 229L92 236H94V234L96 235ZM139 233H140V236H139ZM227 233H229L230 235H228ZM231 233H233V235ZM149 234L151 235V233H149ZM234 234H235V236H234ZM89 237L91 238V236H89ZM40 238H42V237L37 238L39 240H36L35 244H38L40 242ZM90 238L85 243V245H86L84 248L85 250H83L84 251L83 253H85V254H86V252L87 253L90 252L91 249L94 252H99V249H94L93 245H91L92 240ZM122 239H124L123 241L126 240L125 238H122ZM142 239H143V236H142ZM66 240H67L66 238H65V241L63 239L64 242L61 240L63 244L61 243V245H60V246L63 245L65 247H59V243L56 242V244L57 243L58 244L54 245V243H53V245H50L47 249V252L45 251V253L51 254V252H54L53 250H55V249L56 250L60 249L61 254L65 253V255L67 254L66 252H68V251L71 252L72 249L69 250L67 248L68 247L70 248L72 242L70 239H68V241H66ZM89 240H91V242ZM144 240H146V239H144ZM66 242H67V246H66ZM136 242H135V245H136ZM158 242H160L162 244H160V243L158 244ZM35 244H33V245H35ZM87 245H88L89 250L87 248ZM15 247H17V246H15ZM15 247L14 246H8L7 247L8 252L9 251L10 252L14 251L15 253L17 252V254H16L17 257L14 258V261H15V264H18V263L21 264L23 262L24 258L22 257L23 255L22 256H18V255L21 254V252H20L21 250L23 252L24 247H20V245H19V249H18V247H17V249H15ZM34 247H36V245ZM63 249H64V253H62ZM70 252L66 256H69ZM112 252L113 253L110 252V254H108L109 258L111 256H113L114 253L119 252V250H117V251L115 250V252L113 250ZM71 253H73V252H71ZM91 253L88 255L90 256ZM65 255H63V256H65ZM88 255L86 254V257ZM92 255H94V253ZM46 256H48V255H46ZM83 257H85V256H83ZM98 264H109V263L107 261L106 262L103 261V262L98 263ZM134 264H139V262H137V263L134 262ZM140 264H142V263H140Z\"/></svg>",
    "mask_w": 264,
    "mask_h": 264
}]
</instances>
